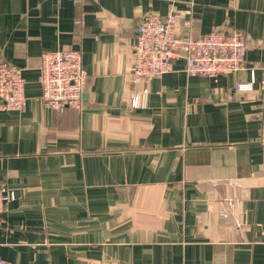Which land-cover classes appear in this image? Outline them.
<instances>
[{
    "label": "crops",
    "instance_id": "obj_1",
    "mask_svg": "<svg viewBox=\"0 0 264 264\" xmlns=\"http://www.w3.org/2000/svg\"><path fill=\"white\" fill-rule=\"evenodd\" d=\"M172 6L183 37L243 32L247 68L189 77L179 59L132 84L139 21ZM56 50L82 53L81 111L42 101L41 56ZM0 61L26 80L25 107L0 112V187L17 195L0 257L264 264V0H0ZM252 69L254 90L235 92Z\"/></svg>",
    "mask_w": 264,
    "mask_h": 264
},
{
    "label": "built area",
    "instance_id": "obj_2",
    "mask_svg": "<svg viewBox=\"0 0 264 264\" xmlns=\"http://www.w3.org/2000/svg\"><path fill=\"white\" fill-rule=\"evenodd\" d=\"M84 1V0H72ZM179 16L172 6L167 15L144 16L137 25L136 44L132 48L133 66L129 74L132 84L162 79L173 70L175 61H186L189 77L217 80L247 68V37L237 30L215 31L200 37H183L178 32ZM252 69L249 83H236L235 92L250 93L256 83ZM42 101L45 106L62 111L84 109V95L89 81L81 51L56 50L42 54L40 61ZM264 84V82H263ZM147 89L142 94L146 95ZM140 94L132 92L131 107H140ZM26 105V80L22 70L0 61V112L17 111ZM15 191L0 187V225L7 204L15 201ZM0 264H10L0 257Z\"/></svg>",
    "mask_w": 264,
    "mask_h": 264
},
{
    "label": "water",
    "instance_id": "obj_3",
    "mask_svg": "<svg viewBox=\"0 0 264 264\" xmlns=\"http://www.w3.org/2000/svg\"><path fill=\"white\" fill-rule=\"evenodd\" d=\"M85 96V95H84Z\"/></svg>",
    "mask_w": 264,
    "mask_h": 264
}]
</instances>
